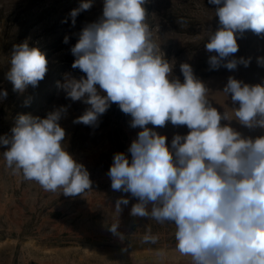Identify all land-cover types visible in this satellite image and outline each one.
<instances>
[{"label": "clouds", "instance_id": "clouds-1", "mask_svg": "<svg viewBox=\"0 0 264 264\" xmlns=\"http://www.w3.org/2000/svg\"><path fill=\"white\" fill-rule=\"evenodd\" d=\"M146 2L105 0L99 21L82 29L71 48L72 68L86 77L66 75L63 83L57 82L67 99L90 106L73 123L96 126L115 103L132 116L133 128L143 129L129 148L131 162L123 153L114 155L108 172L111 188L138 199L130 215L160 225L174 222L180 256L190 257L191 264H264V136L243 137L229 124H221L235 119L249 129L264 128V86L229 77L223 95L230 93L239 108L221 114L189 64L180 65L183 82L170 79L173 68L146 22ZM208 2L217 6L219 18V27L206 44L208 53H216L210 55L209 65L247 67L249 60L229 57L239 50L237 34L246 30L264 34V0ZM91 6L84 2L69 13L72 26ZM68 40L66 36L64 43ZM258 63L264 65V58ZM47 65L38 48L27 42L14 45L6 78L14 91L35 88ZM7 95L0 92V99ZM66 111L62 106L43 119L20 115L12 135L0 137V146L6 147L4 166L12 174L39 184L45 192L71 197L90 190L92 181L62 146L65 130L59 121ZM169 121L190 130L174 136L171 148L165 136L147 127H164ZM128 204L129 199H118L116 214ZM118 227L117 221L108 231L124 240ZM141 243L157 245L159 236L149 229ZM166 259L165 249L155 251L154 264H165Z\"/></svg>", "mask_w": 264, "mask_h": 264}, {"label": "rangeland", "instance_id": "rangeland-1", "mask_svg": "<svg viewBox=\"0 0 264 264\" xmlns=\"http://www.w3.org/2000/svg\"><path fill=\"white\" fill-rule=\"evenodd\" d=\"M84 2L92 6L82 11L72 26L69 13ZM104 2L0 0V92L8 94L0 99V137L12 135L20 115L43 119L63 106L67 111L59 121L65 130L62 146L84 166L92 181L91 189L77 196L45 192L39 184L12 174L4 166L2 154L6 147L0 146V264H154L159 248L167 251L165 264H191L190 257H182L175 250L174 222L160 225L148 217L130 215L138 199L111 188L108 172L114 155L123 153L131 162L129 148L143 129L133 128L132 116L115 103L98 118L96 126L73 123L90 106L67 99L57 86L66 75L86 77L72 68L75 57L71 48L82 29L102 17ZM144 7L153 38L163 58L172 65L169 78L183 82L180 65L189 64L195 78L208 89L209 102L221 114L239 108L230 93L223 95L229 77L264 86V65L258 63V58H264V34L252 30L237 34L239 50L229 59L249 60L247 67L238 63L233 70L224 66L212 69L208 59L216 53H208L206 44L219 27L216 5L208 0H147ZM66 36L68 43H64ZM24 42L45 54L48 71L37 87L29 85L23 91H14L6 74L11 68L14 45ZM226 123L243 137L264 136V128L249 129L235 119L221 121L222 125ZM147 127L165 136L169 148L174 136H185L190 131L186 125L170 121L164 127ZM121 197L129 199V204L122 205V212L116 214V201ZM117 221L124 240L108 231ZM149 229L159 236L157 245L141 243Z\"/></svg>", "mask_w": 264, "mask_h": 264}]
</instances>
